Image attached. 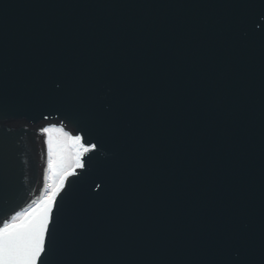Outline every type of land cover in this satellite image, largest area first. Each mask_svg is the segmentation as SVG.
<instances>
[{
    "label": "water",
    "instance_id": "obj_1",
    "mask_svg": "<svg viewBox=\"0 0 264 264\" xmlns=\"http://www.w3.org/2000/svg\"><path fill=\"white\" fill-rule=\"evenodd\" d=\"M244 11L0 0V225L45 190L42 129L60 127L103 147L57 197V264H212L225 228L253 235L259 264L264 41L234 23Z\"/></svg>",
    "mask_w": 264,
    "mask_h": 264
},
{
    "label": "snow or ice",
    "instance_id": "obj_2",
    "mask_svg": "<svg viewBox=\"0 0 264 264\" xmlns=\"http://www.w3.org/2000/svg\"><path fill=\"white\" fill-rule=\"evenodd\" d=\"M245 11L234 23L245 29L253 39L264 41V31L257 20L264 18V0H233ZM66 88V85L64 86ZM102 78L89 84V92L96 93V102L102 104L104 97ZM62 85L53 80V91L61 90ZM87 106L86 97L81 95L76 101ZM47 119V117H45ZM42 132L47 135L46 179L50 183L30 207L11 215L0 225V264H57V256L50 238L54 230L57 197L65 188L69 177L75 176L78 169L87 170L92 157L85 161L87 153L96 154L102 144L83 142V133L72 135L63 128L46 127ZM85 173H82V177ZM100 188V184L96 185ZM248 225H243L247 229ZM255 238L244 230L225 228L218 235L213 251L212 264H256L252 243ZM259 264H264V210L261 212L259 234Z\"/></svg>",
    "mask_w": 264,
    "mask_h": 264
},
{
    "label": "rangeland",
    "instance_id": "obj_3",
    "mask_svg": "<svg viewBox=\"0 0 264 264\" xmlns=\"http://www.w3.org/2000/svg\"><path fill=\"white\" fill-rule=\"evenodd\" d=\"M57 128V127H56ZM47 183H50V180H48V182Z\"/></svg>",
    "mask_w": 264,
    "mask_h": 264
}]
</instances>
